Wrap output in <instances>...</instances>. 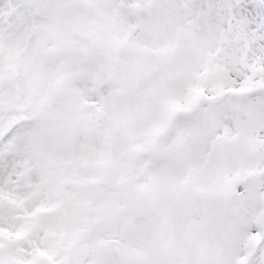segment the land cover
I'll return each instance as SVG.
<instances>
[{"label":"snow or ice","instance_id":"6c2138e0","mask_svg":"<svg viewBox=\"0 0 264 264\" xmlns=\"http://www.w3.org/2000/svg\"><path fill=\"white\" fill-rule=\"evenodd\" d=\"M0 264H264V0H0Z\"/></svg>","mask_w":264,"mask_h":264}]
</instances>
